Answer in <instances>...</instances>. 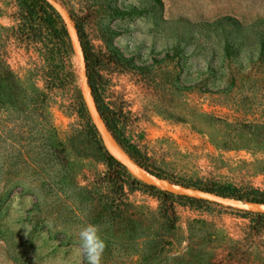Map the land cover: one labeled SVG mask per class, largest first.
Instances as JSON below:
<instances>
[{"label": "rangeland", "instance_id": "obj_1", "mask_svg": "<svg viewBox=\"0 0 264 264\" xmlns=\"http://www.w3.org/2000/svg\"><path fill=\"white\" fill-rule=\"evenodd\" d=\"M56 1L84 60L51 6L0 0V264H87L89 223L101 264H264V213L162 212L171 183L264 200V0Z\"/></svg>", "mask_w": 264, "mask_h": 264}, {"label": "water", "instance_id": "obj_2", "mask_svg": "<svg viewBox=\"0 0 264 264\" xmlns=\"http://www.w3.org/2000/svg\"><path fill=\"white\" fill-rule=\"evenodd\" d=\"M62 18L65 27L67 28L68 34L71 38V44L73 46L76 54L84 60L83 46L79 36V32L76 28V25L73 23L72 18L68 11L64 9L56 0H45ZM82 88L81 92L85 102H89L88 94V75L87 71L84 69L81 74ZM92 108L95 112L98 111V108L95 103L92 104ZM94 125L100 136L102 144L107 151V153L121 165H123L135 178L143 181L149 185H155L161 181L155 174H153L148 169L137 164L130 157L120 153L112 144L107 127L103 122L96 118L94 120ZM171 193L195 198L198 200H205L213 203H217L227 207H233L238 209H245L249 211H258L264 213V202L255 201V200H243L237 197H231L227 195L218 194L212 191L204 190L201 188L190 187L179 183H171L169 188Z\"/></svg>", "mask_w": 264, "mask_h": 264}, {"label": "clouds", "instance_id": "obj_3", "mask_svg": "<svg viewBox=\"0 0 264 264\" xmlns=\"http://www.w3.org/2000/svg\"><path fill=\"white\" fill-rule=\"evenodd\" d=\"M106 248L105 241L99 235L95 224H87L79 231V247L77 255H82L87 264H101Z\"/></svg>", "mask_w": 264, "mask_h": 264}, {"label": "trees", "instance_id": "obj_4", "mask_svg": "<svg viewBox=\"0 0 264 264\" xmlns=\"http://www.w3.org/2000/svg\"><path fill=\"white\" fill-rule=\"evenodd\" d=\"M40 2L50 6L45 0H39ZM86 59V58H85ZM110 159H112V161L117 164L118 166L120 167H123V165H121L118 161H116L115 159H113L111 156H109ZM207 190H210V189H207ZM210 191H213V190H210ZM162 195L164 196V201L168 203V201L170 199H172L173 196H175V194L171 193V192H162ZM179 198H188V199H191V200H194V201H199V202H204V200H198V199H195V198H191V197H187V196H181V195H178ZM251 200H257V201H264V200H258V199H251ZM207 202V201H206ZM164 206H162V212L163 213H168L169 215H174V208L172 206L171 203H168ZM259 214V213H258ZM264 215V214H262Z\"/></svg>", "mask_w": 264, "mask_h": 264}, {"label": "bare ground", "instance_id": "obj_5", "mask_svg": "<svg viewBox=\"0 0 264 264\" xmlns=\"http://www.w3.org/2000/svg\"><path fill=\"white\" fill-rule=\"evenodd\" d=\"M115 146V145H114ZM117 146H115V148H116ZM117 149V148H116Z\"/></svg>", "mask_w": 264, "mask_h": 264}]
</instances>
